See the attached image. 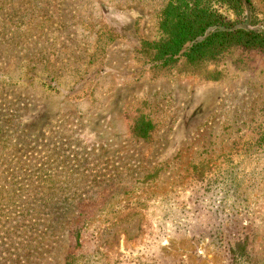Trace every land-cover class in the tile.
I'll list each match as a JSON object with an SVG mask.
<instances>
[{
    "label": "rangeland",
    "instance_id": "obj_1",
    "mask_svg": "<svg viewBox=\"0 0 264 264\" xmlns=\"http://www.w3.org/2000/svg\"><path fill=\"white\" fill-rule=\"evenodd\" d=\"M168 1L0 0V165L21 155L39 214H81L75 264H264V151L246 156L264 130V55L153 69L139 47ZM250 1L264 25V0ZM126 114L152 119L150 142ZM51 234L16 259L30 233L11 231L6 263L64 264L67 234Z\"/></svg>",
    "mask_w": 264,
    "mask_h": 264
},
{
    "label": "trees",
    "instance_id": "obj_2",
    "mask_svg": "<svg viewBox=\"0 0 264 264\" xmlns=\"http://www.w3.org/2000/svg\"><path fill=\"white\" fill-rule=\"evenodd\" d=\"M157 29L159 38L152 42L142 41L139 47L141 56L155 70H168L183 61V66L194 73L207 65L217 64L232 49L257 51L264 55V25L250 0H169L157 16ZM204 78L215 79L211 72ZM125 120L128 132L134 139L143 142L152 140L156 131L152 119L140 114L133 117L126 114ZM259 150L264 151V130L246 139V156ZM11 157L14 162L0 165V246L5 241H14L9 235L11 231H29L28 242L22 240L20 244H25L24 248L31 252L18 248V251L22 250V255L14 258L20 259L25 253L36 252L42 241L52 235V229H63L70 241L64 264H75L79 259L87 260L83 249V226L75 223L81 214L60 220L48 214H39V208L31 200L38 203L44 201L41 198L43 195L39 193L41 188L38 183L35 188H26L28 184L22 183V179H25L20 167L22 157L19 154ZM200 180L205 183L206 177L201 175ZM11 207L34 214L31 216L34 220H29L28 225L15 222L11 226L9 215L3 213L10 211ZM21 214L31 215L25 212ZM249 238L246 233V242ZM0 254V262L4 261L1 264L11 260L7 249H0Z\"/></svg>",
    "mask_w": 264,
    "mask_h": 264
}]
</instances>
